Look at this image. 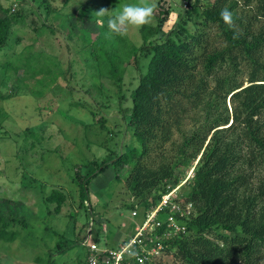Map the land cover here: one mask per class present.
Segmentation results:
<instances>
[{
    "label": "trees",
    "instance_id": "16d2710c",
    "mask_svg": "<svg viewBox=\"0 0 264 264\" xmlns=\"http://www.w3.org/2000/svg\"><path fill=\"white\" fill-rule=\"evenodd\" d=\"M41 3L55 11L52 0ZM224 8L232 12L231 24L219 15ZM4 11L0 49L26 20L20 8ZM172 11L175 18L165 28ZM112 14L103 15L102 34L87 36V43L98 76L93 85L101 99L109 98V86H114L122 119H114L106 131L110 121L105 112L84 102L92 118L88 127L95 123L99 127L95 133L104 132L106 152L77 166L74 181L80 206L87 205L93 214V178L110 166L116 169L114 180L131 198L122 206L136 210L133 216L142 217L178 185L172 201L183 210L190 204L188 213L175 214L185 231L162 239L160 256L143 263L129 258L128 264H166V254L173 256L169 264H264V0H179L168 7L159 5L156 23L139 27V45L108 28ZM66 23L63 26H70L67 19ZM13 57L4 63L8 69L14 72L21 65L39 74L33 55ZM125 57L120 74L112 76ZM190 118L192 124L182 129ZM24 131L34 134L29 128ZM0 134H6L1 118ZM82 167L87 168L84 173ZM190 168L191 175L185 178ZM44 198L46 203L56 201L58 210L65 196L54 188ZM166 212L171 213L168 207L159 216ZM92 220L101 222L95 214ZM16 225L26 228V215L20 214L18 204L0 201V241L14 240ZM86 225L82 223L80 231ZM163 228L164 224L157 233Z\"/></svg>",
    "mask_w": 264,
    "mask_h": 264
},
{
    "label": "rangeland",
    "instance_id": "374dc122",
    "mask_svg": "<svg viewBox=\"0 0 264 264\" xmlns=\"http://www.w3.org/2000/svg\"><path fill=\"white\" fill-rule=\"evenodd\" d=\"M178 1L52 0L55 11L50 12L41 0H25L21 5L17 0H0V16L7 7L20 8L26 16L24 27L15 29L11 42L0 49V118L6 131L0 134V201L18 204L20 214L28 220L26 228L14 227L19 231L14 240L0 241V264H84L89 244L115 248L139 223L141 215L133 216L130 208L122 206L131 198L124 185L114 180L116 169L112 166L93 178L92 215L100 216L101 222L92 220L87 205L80 206L74 181L77 166L106 152L104 132L96 134L99 127L93 122L88 127L92 118L84 102L105 112L110 121L106 131L114 119H122L113 97L114 86L108 85L110 96L101 99L93 85L98 76L87 38L100 36L103 15L114 14L126 3H154L147 23L155 24L159 5L168 7ZM182 6L188 8L186 3ZM174 18L172 11L164 27ZM66 19L70 26H63ZM139 27L129 25L124 33L135 45L141 43ZM27 52L34 56V67H40L39 74H31L21 65L14 72L5 66L13 55ZM127 58L119 70L110 73L112 76L120 74ZM226 101L230 108V98ZM190 124L192 119H185L182 129L187 130ZM25 128L34 134H26ZM86 170L82 167V173ZM186 173L185 178L191 175V168ZM54 188L65 196L58 210L56 201L46 203L44 198ZM86 222L88 225L80 231V225ZM59 245L63 248L60 251ZM172 258L166 254L163 261L169 264Z\"/></svg>",
    "mask_w": 264,
    "mask_h": 264
},
{
    "label": "built area",
    "instance_id": "2783aa9c",
    "mask_svg": "<svg viewBox=\"0 0 264 264\" xmlns=\"http://www.w3.org/2000/svg\"><path fill=\"white\" fill-rule=\"evenodd\" d=\"M178 185L169 189L161 195L158 203L146 210L139 223H136L128 238L115 248H98L96 244L88 245L87 261L89 264H128V259L133 258L139 263L149 261L158 257L164 248L162 239L175 235L180 231H185L184 226L180 225L175 214L185 215L190 209V204L183 210L178 204L173 202L176 196ZM168 207V212L159 216V213ZM132 215L136 210H132ZM164 224V228L159 232L157 230Z\"/></svg>",
    "mask_w": 264,
    "mask_h": 264
},
{
    "label": "clouds",
    "instance_id": "9594fccd",
    "mask_svg": "<svg viewBox=\"0 0 264 264\" xmlns=\"http://www.w3.org/2000/svg\"><path fill=\"white\" fill-rule=\"evenodd\" d=\"M154 8V3H126L108 17V28L118 34H124L129 25L140 26L146 24L152 16ZM219 15L225 23H232V12L228 8L222 9Z\"/></svg>",
    "mask_w": 264,
    "mask_h": 264
},
{
    "label": "crops",
    "instance_id": "0c3cea01",
    "mask_svg": "<svg viewBox=\"0 0 264 264\" xmlns=\"http://www.w3.org/2000/svg\"><path fill=\"white\" fill-rule=\"evenodd\" d=\"M140 221V220H139Z\"/></svg>",
    "mask_w": 264,
    "mask_h": 264
}]
</instances>
